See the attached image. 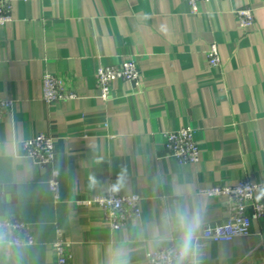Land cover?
Wrapping results in <instances>:
<instances>
[{"label": "crops", "instance_id": "1", "mask_svg": "<svg viewBox=\"0 0 264 264\" xmlns=\"http://www.w3.org/2000/svg\"><path fill=\"white\" fill-rule=\"evenodd\" d=\"M10 1L12 20L0 26V99L12 102L0 121V217L25 219L36 243L0 244V264H57V229L71 242L68 264H147V251L179 247L188 224L184 264L264 261V218L229 242L202 237L229 216L227 198L203 189L264 180V0L200 1L196 11L186 0ZM243 7L250 27L235 13ZM126 58L138 63L139 85L118 79L103 99L97 67ZM46 72L76 97L46 103ZM183 126L196 131L197 163L180 164L164 145ZM39 133L55 137L57 202L50 167L23 153ZM113 183L142 198V215L117 230L99 206L75 202Z\"/></svg>", "mask_w": 264, "mask_h": 264}, {"label": "built area", "instance_id": "2", "mask_svg": "<svg viewBox=\"0 0 264 264\" xmlns=\"http://www.w3.org/2000/svg\"><path fill=\"white\" fill-rule=\"evenodd\" d=\"M193 11L198 9L200 1L186 0ZM11 1L0 0V26L12 20ZM239 24L250 27L254 24L253 10L249 7L236 9ZM209 63L217 66L221 62L217 43H213L208 52ZM118 79L128 80L139 85L141 71L136 59L126 58L118 64L99 65L96 69V81L100 89V96L109 99L112 95V83ZM42 97L46 103L75 98L64 79L46 72L42 77ZM12 110V102L0 99V121ZM164 145L170 155L176 157L180 164L197 163L200 159V146L196 139V131L191 126H183L164 133ZM23 153L36 164L49 166L48 187L57 202L61 199V171L55 166L56 147L55 137L48 133H39L23 141ZM202 192L209 196H224L229 206V216L222 223L207 226L202 237L207 241L229 242L238 236L251 234L255 219L264 218V180L251 181L242 179L233 185H223ZM262 194V198H257ZM81 206H99L109 226L117 230L129 221L142 215V198L138 193L126 194L120 183H113L104 193L81 197L75 200ZM36 238L29 223L17 216L6 215L0 217V244L33 245ZM53 247L57 253V264H68L72 258L71 242L65 237L62 229H57ZM179 247H161L147 251V264H176ZM254 264H264L257 261Z\"/></svg>", "mask_w": 264, "mask_h": 264}, {"label": "clouds", "instance_id": "3", "mask_svg": "<svg viewBox=\"0 0 264 264\" xmlns=\"http://www.w3.org/2000/svg\"><path fill=\"white\" fill-rule=\"evenodd\" d=\"M183 224V222H182ZM184 234L181 238V242L179 244V250L177 255L176 264H184L185 258L188 256L192 249V242L195 234V226L188 224L185 225ZM119 264H124L123 261L119 262Z\"/></svg>", "mask_w": 264, "mask_h": 264}]
</instances>
